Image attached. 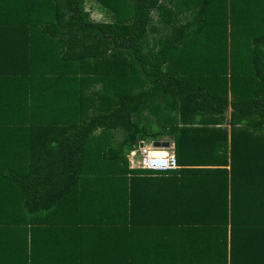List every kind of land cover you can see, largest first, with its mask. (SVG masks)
Instances as JSON below:
<instances>
[{"label":"trees","instance_id":"trees-1","mask_svg":"<svg viewBox=\"0 0 264 264\" xmlns=\"http://www.w3.org/2000/svg\"><path fill=\"white\" fill-rule=\"evenodd\" d=\"M160 1L0 0V264H264V0H185L154 50ZM160 133L180 168H131Z\"/></svg>","mask_w":264,"mask_h":264},{"label":"rangeland","instance_id":"rangeland-1","mask_svg":"<svg viewBox=\"0 0 264 264\" xmlns=\"http://www.w3.org/2000/svg\"><path fill=\"white\" fill-rule=\"evenodd\" d=\"M184 1L185 0H161L160 5H162L163 8L161 10H154L152 12L149 29L147 31V39L149 41L150 46L154 50L157 49L156 48L157 47V45H156L157 41L161 38H164L167 35L166 32H167V30L171 29V27L173 26V23H178V21L179 22L185 21L184 17L188 15V12L185 10V11H182L181 13H179V11L181 10V8L184 5ZM86 8L95 20L101 21L104 18L103 13H101L97 9V6L95 4H93L92 2L87 3ZM162 11H164V13L174 15V21L172 20L171 24L167 25L165 23V20L160 15V13ZM186 13H187V15H186ZM179 19H181V20H179ZM100 88H102L101 85H94L91 87V91L94 90L92 92V95L96 98L95 99L96 101H98L96 92ZM143 115H146V113H143ZM150 119L151 118L149 117V120ZM116 139H120V134L116 135ZM145 141H148L146 143V145L143 144V142L141 140H139V144L137 146H135L131 151L128 152L129 154L127 155V157H128L129 166L131 168H142L141 166H142L143 157L140 154L141 148H143L145 150H150V152H154L155 154H157L156 152H158V154H160L162 152H169L170 154H172L169 147L168 148H154V147H152V143L154 141H152L150 139H145L144 142ZM160 141H165V140L160 139ZM140 144H142L141 147H140Z\"/></svg>","mask_w":264,"mask_h":264},{"label":"crops","instance_id":"crops-1","mask_svg":"<svg viewBox=\"0 0 264 264\" xmlns=\"http://www.w3.org/2000/svg\"><path fill=\"white\" fill-rule=\"evenodd\" d=\"M163 105H164V110L162 111V114H164V116H165L166 122H164V123L166 125H168L169 123H170L169 125H172L174 123V121H176V120L178 121L182 115L186 116V119H188V121L191 122L192 120L199 117V114H201V112L204 111V109H201V107H199L200 105H194L193 103L188 104L185 101L182 102V101L176 100V101L171 102L169 100ZM199 109H201V110H199ZM230 112H231V106L229 104V106L226 109L225 117H224L223 121H220L221 115L219 113H218V115H216L214 113V115L216 117L215 119L218 120V124H219L217 126H219L221 128H225L227 131H230V129H231V125L229 124ZM206 113H207V111H205L203 114H206ZM209 113H211L210 110H209ZM167 117L170 119H167ZM154 121H155L154 117H151V119H150L151 130L155 129L152 125ZM189 126L190 125H188L186 127H189ZM159 127L161 129V126H159ZM159 127H158V122H157V128L156 129H159ZM233 127H235L234 129L239 128L237 126H233ZM229 134H230V132H229ZM149 139L152 141H160V139L165 140V141H161V142H168L169 143V149H170L171 153L173 155H175V150H174L175 149V141H174L173 136L169 135L168 133H163V134L160 133V134L156 135L155 137L151 136ZM227 139L230 142V135L227 136ZM142 142H143V144L146 145V143L148 141H145V142L142 141ZM201 143L204 144V140H200L199 138L190 137V138L186 139V142L184 143V146H185L184 153L186 152V153L190 154L196 161H199V159H198L199 157H200V159L206 158L207 155L206 154L204 155V152H200V150H199ZM178 145H180V144L178 143ZM162 153L163 154L168 153L170 155L169 152H162ZM198 155H199V157H198ZM182 160L188 161L189 159L184 157V159H182ZM186 167L187 168H214V167H203V166H186ZM179 168H180V166H179Z\"/></svg>","mask_w":264,"mask_h":264},{"label":"built area","instance_id":"built-area-1","mask_svg":"<svg viewBox=\"0 0 264 264\" xmlns=\"http://www.w3.org/2000/svg\"><path fill=\"white\" fill-rule=\"evenodd\" d=\"M150 152L141 148V156L143 157L142 168L152 171H170L179 169V165L175 155L163 154L158 152ZM163 154V155H162Z\"/></svg>","mask_w":264,"mask_h":264},{"label":"water","instance_id":"water-1","mask_svg":"<svg viewBox=\"0 0 264 264\" xmlns=\"http://www.w3.org/2000/svg\"><path fill=\"white\" fill-rule=\"evenodd\" d=\"M141 146H142V144H140V147ZM152 147H154V148H168L169 143L168 142H161V141H154L152 143Z\"/></svg>","mask_w":264,"mask_h":264}]
</instances>
